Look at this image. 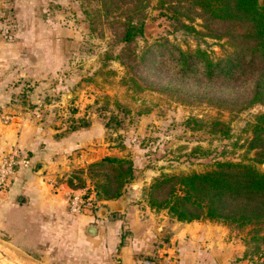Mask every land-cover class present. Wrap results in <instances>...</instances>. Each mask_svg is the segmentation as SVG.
<instances>
[{"label": "rangeland", "instance_id": "374dc122", "mask_svg": "<svg viewBox=\"0 0 264 264\" xmlns=\"http://www.w3.org/2000/svg\"><path fill=\"white\" fill-rule=\"evenodd\" d=\"M91 8L86 0H0V77L7 85L11 105L6 115L27 116L47 128L56 157L73 166L62 177L64 181L78 187L84 183L73 192L84 194L105 182L108 170H91V164L108 156L125 158L133 162L136 179L123 195L129 199V207L141 212L150 208L145 194L148 187L162 174L201 173L220 160L254 163V150L248 148L254 135V114L264 112L263 105L232 115L217 103L182 101L177 93L135 90L125 82L119 55L134 58L144 54L138 70L156 80L155 71L168 43L183 49L198 46L175 30L170 13L161 12L152 1L146 10L144 35L125 51L111 29L93 22L95 17L86 12ZM222 43L207 38L200 45L216 57ZM148 59L158 63L148 68ZM219 95L230 96L231 92ZM190 117L204 120L205 125L198 129L193 122L187 124ZM216 119L229 123L228 138L210 132L209 124ZM256 166L264 170L263 164ZM98 203L99 210L102 203ZM119 216L126 226L124 232L132 236L124 212ZM212 223L222 237L223 254L211 264H264V229L251 232V226ZM0 251L3 261L11 264L16 260L18 264H39L20 258L1 239ZM107 260L118 264L114 254Z\"/></svg>", "mask_w": 264, "mask_h": 264}, {"label": "trees", "instance_id": "16d2710c", "mask_svg": "<svg viewBox=\"0 0 264 264\" xmlns=\"http://www.w3.org/2000/svg\"><path fill=\"white\" fill-rule=\"evenodd\" d=\"M152 1L161 12L170 13L176 31L199 44L195 49H183L168 43L155 71L156 80L138 70L144 54L134 58L119 55L126 83L140 91L177 93V99L191 103H217L232 115L264 106V0H86L92 7L86 12L95 17L94 23L111 29L114 40L129 51L131 44L144 35L146 10ZM207 38L223 41L220 55L211 56L201 47ZM157 63L148 59L146 66ZM165 75L166 79L157 82ZM226 91L231 95H219ZM254 118V135L248 148L254 150V163L220 160L201 173L162 174L145 193L149 207L166 210L179 222L210 220L230 227L251 226V232L264 229V170L256 166L264 164V112L255 113ZM191 122L198 129L205 125L195 117L187 119V124ZM209 125L211 133L230 136L228 122L216 119ZM94 167L108 170L106 180L89 188L84 197L103 206L123 195L136 179L133 162L125 158L108 156L90 165L91 170ZM69 186L75 190L84 183Z\"/></svg>", "mask_w": 264, "mask_h": 264}, {"label": "crops", "instance_id": "0c3cea01", "mask_svg": "<svg viewBox=\"0 0 264 264\" xmlns=\"http://www.w3.org/2000/svg\"><path fill=\"white\" fill-rule=\"evenodd\" d=\"M7 90L0 77V163L4 154L17 153L28 165L17 167L8 186L0 187V239L20 258L39 264H108L109 254L118 264H141L146 259L157 263L163 257L171 258L172 264L220 261L223 241L212 221L179 222L150 208L140 212L129 207L127 197L124 215L132 236L124 232L119 215H71L68 199L74 189L62 177L73 166L56 157L47 128L32 118L12 116L4 124L3 117L11 111ZM38 162L45 164L42 174L35 172ZM111 201L101 208H108ZM89 224L97 225L95 236L86 234Z\"/></svg>", "mask_w": 264, "mask_h": 264}, {"label": "built area", "instance_id": "2783aa9c", "mask_svg": "<svg viewBox=\"0 0 264 264\" xmlns=\"http://www.w3.org/2000/svg\"><path fill=\"white\" fill-rule=\"evenodd\" d=\"M12 116L6 115L2 121L4 124L11 122ZM27 166L28 161L24 159L22 155L17 153L4 154L1 158L0 163V187L8 186L11 178L13 177L16 168L19 166ZM99 203L91 197H84L82 191H76L71 193L68 199V211L73 216H81L83 214L89 216H97V210ZM172 259L169 257L162 258L157 263L154 260L146 259L141 264H170Z\"/></svg>", "mask_w": 264, "mask_h": 264}, {"label": "water", "instance_id": "95a60500", "mask_svg": "<svg viewBox=\"0 0 264 264\" xmlns=\"http://www.w3.org/2000/svg\"><path fill=\"white\" fill-rule=\"evenodd\" d=\"M264 167V164H263ZM45 171V164L43 162H38L35 165V172L37 174H42ZM125 196L121 195L119 198L111 201L110 205L108 208H100L98 210V216L100 218L105 217L106 215L111 213L112 218H117L119 213L124 212V203H125ZM86 234L89 236H95L97 234V225L95 224H89L86 227Z\"/></svg>", "mask_w": 264, "mask_h": 264}, {"label": "bare ground", "instance_id": "6f19581e", "mask_svg": "<svg viewBox=\"0 0 264 264\" xmlns=\"http://www.w3.org/2000/svg\"><path fill=\"white\" fill-rule=\"evenodd\" d=\"M4 249V248H3ZM0 253H1V251H0ZM2 253H4V252H2ZM7 255V254H6ZM5 258V257H4ZM9 259V258H8ZM7 259H5V261H3V258L2 257H0V264H11V263H9V262H7L6 261ZM10 260V259H9ZM17 261V260H16ZM16 261H13V263L14 264H18Z\"/></svg>", "mask_w": 264, "mask_h": 264}]
</instances>
